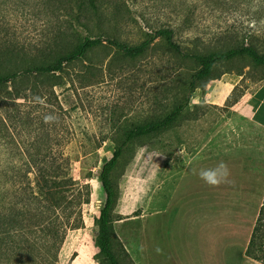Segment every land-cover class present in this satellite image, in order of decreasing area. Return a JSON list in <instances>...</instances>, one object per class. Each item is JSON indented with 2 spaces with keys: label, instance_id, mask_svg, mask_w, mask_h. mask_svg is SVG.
<instances>
[{
  "label": "rangeland",
  "instance_id": "374dc122",
  "mask_svg": "<svg viewBox=\"0 0 264 264\" xmlns=\"http://www.w3.org/2000/svg\"><path fill=\"white\" fill-rule=\"evenodd\" d=\"M95 6L88 0H0L2 73L55 62L85 38L102 41L60 72L0 85L10 86L0 88V214L6 223L28 229L37 219L28 189L32 174L23 173L40 165L38 159L47 155L50 165L57 156L61 170L68 159L79 184L72 215L77 227L67 231L59 264L102 260L95 245L102 163L128 130L181 103L198 69L162 38L136 57L108 39L135 45L171 28L185 52L240 45L264 52V0H95ZM212 77L191 93L171 126L123 147L111 173L113 229L128 254L114 243L121 264H261L244 251L264 197V129L235 104L264 81V65L240 56L217 63ZM12 86L26 98L8 94ZM221 161L230 170L228 182L210 186L199 178L200 169Z\"/></svg>",
  "mask_w": 264,
  "mask_h": 264
},
{
  "label": "trees",
  "instance_id": "16d2710c",
  "mask_svg": "<svg viewBox=\"0 0 264 264\" xmlns=\"http://www.w3.org/2000/svg\"><path fill=\"white\" fill-rule=\"evenodd\" d=\"M88 3L93 8H96L95 0H88ZM158 38H162L172 50L182 57L193 59L198 65V69L190 76L188 95L184 97L181 103L176 105L163 118L137 125L128 130L123 143L115 145L111 156L102 163L98 179L104 193V200L99 210L97 220L98 233L95 240V245L99 250L98 255L102 258V260H97V257H95L99 264H121L113 251L114 243L121 248L123 255L128 257L126 250L114 232L111 216L116 200V191L111 181V173L122 155L124 145L135 138L157 134L171 126L187 104H189L191 93L196 88H203L206 82L213 78V69L217 63L246 56L253 63L264 65V52H259L252 45H240L224 51H212L207 54L185 52L179 44L174 42V32L171 28H159L149 35L147 39L135 45H127L109 39L108 41L126 56L136 57L144 53ZM101 42L100 37L85 38L67 55L57 59L55 62H33L30 66L23 67L20 72H0V85L6 83L15 84L19 78L27 75L36 77L53 75L63 69L64 63L83 56L89 49ZM4 87L8 88L10 86H0V88ZM23 91L17 87L14 92L7 91V93L18 98L24 97ZM46 156L37 160L40 165H37L36 168L32 170L29 167L23 173V178H26L28 173L32 174V186H28V189L29 197L32 200H36L38 204L36 207L38 217L35 222L28 229L23 227L13 228L12 225L6 223L5 218L0 214V264H59L58 252L64 242L67 231L77 227L76 224L72 223V215L78 211L75 200L79 184L71 175L69 160H65L67 164L65 163L64 169L61 170L60 166L55 164L57 156L51 157L50 161L52 164L50 165L46 164L49 163ZM32 161L33 163L36 162L34 158ZM14 173L12 172V184L17 185L18 182L14 180L16 173ZM13 191L17 195L16 190ZM14 197L11 195V199ZM0 203H2L1 197ZM244 254L248 258L264 264V197L253 223ZM75 256L76 253L73 252L71 260Z\"/></svg>",
  "mask_w": 264,
  "mask_h": 264
},
{
  "label": "crops",
  "instance_id": "0c3cea01",
  "mask_svg": "<svg viewBox=\"0 0 264 264\" xmlns=\"http://www.w3.org/2000/svg\"><path fill=\"white\" fill-rule=\"evenodd\" d=\"M235 105L241 115L264 129V81L253 91L242 95Z\"/></svg>",
  "mask_w": 264,
  "mask_h": 264
},
{
  "label": "clouds",
  "instance_id": "9594fccd",
  "mask_svg": "<svg viewBox=\"0 0 264 264\" xmlns=\"http://www.w3.org/2000/svg\"><path fill=\"white\" fill-rule=\"evenodd\" d=\"M199 178L210 186H219L229 180L230 170L225 162H219L215 167L202 168L198 172Z\"/></svg>",
  "mask_w": 264,
  "mask_h": 264
}]
</instances>
